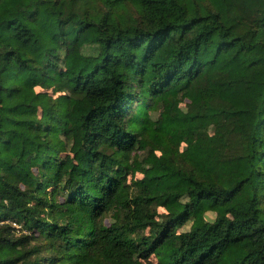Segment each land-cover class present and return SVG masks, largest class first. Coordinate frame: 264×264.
<instances>
[{"label": "trees", "instance_id": "obj_1", "mask_svg": "<svg viewBox=\"0 0 264 264\" xmlns=\"http://www.w3.org/2000/svg\"><path fill=\"white\" fill-rule=\"evenodd\" d=\"M0 222V264H264V0H0Z\"/></svg>", "mask_w": 264, "mask_h": 264}, {"label": "rangeland", "instance_id": "obj_2", "mask_svg": "<svg viewBox=\"0 0 264 264\" xmlns=\"http://www.w3.org/2000/svg\"><path fill=\"white\" fill-rule=\"evenodd\" d=\"M38 89H40V88L38 87ZM132 177L140 178L141 177V174L140 173H137L135 176L129 175V179H131ZM159 211H160L161 214H163L165 212V209L163 207H159ZM208 214H209V216H212V213L211 212H209ZM189 228H190V224H187L186 226L182 227L181 230H187Z\"/></svg>", "mask_w": 264, "mask_h": 264}, {"label": "built area", "instance_id": "obj_3", "mask_svg": "<svg viewBox=\"0 0 264 264\" xmlns=\"http://www.w3.org/2000/svg\"><path fill=\"white\" fill-rule=\"evenodd\" d=\"M6 222H8V223H12L15 227L20 228V226H19L16 222H10L9 220L6 221ZM0 223H1V222H0Z\"/></svg>", "mask_w": 264, "mask_h": 264}]
</instances>
